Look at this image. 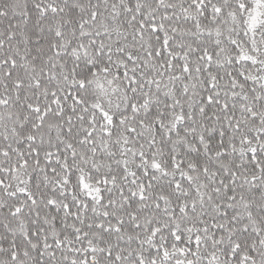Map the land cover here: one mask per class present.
Returning a JSON list of instances; mask_svg holds the SVG:
<instances>
[{"label":"snow or ice","instance_id":"obj_1","mask_svg":"<svg viewBox=\"0 0 264 264\" xmlns=\"http://www.w3.org/2000/svg\"><path fill=\"white\" fill-rule=\"evenodd\" d=\"M0 264H264V0H0Z\"/></svg>","mask_w":264,"mask_h":264}]
</instances>
